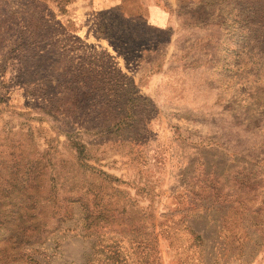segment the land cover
Returning <instances> with one entry per match:
<instances>
[{
    "label": "rangeland",
    "instance_id": "obj_1",
    "mask_svg": "<svg viewBox=\"0 0 264 264\" xmlns=\"http://www.w3.org/2000/svg\"><path fill=\"white\" fill-rule=\"evenodd\" d=\"M43 5L36 68L0 56V264H264V0Z\"/></svg>",
    "mask_w": 264,
    "mask_h": 264
},
{
    "label": "trees",
    "instance_id": "obj_2",
    "mask_svg": "<svg viewBox=\"0 0 264 264\" xmlns=\"http://www.w3.org/2000/svg\"><path fill=\"white\" fill-rule=\"evenodd\" d=\"M73 0H6V15H2L0 12V56L6 57V53L2 52V49L6 48V44L9 43V40L13 39V41H17L20 39L19 42L15 46L10 49V52L15 53V56H17L18 59H21L22 62H24L25 67L27 68V72H32L34 68H36V65L29 64V61H33L32 59L37 57V44H45V40L41 38H45L44 33V22L45 19L42 16L37 18V21L33 23L34 30L36 29L38 34L40 35L39 40H37L35 43L31 42L32 37H30L31 34V28H32V19L33 15L35 14L36 8L41 5L42 8H44L43 4H52L55 7L59 8L60 10H63L65 5L67 3L72 2ZM40 2H43V4ZM16 3L17 8L13 9L10 4ZM27 14V15H26ZM31 15V16H30ZM24 16L29 19L28 23L25 22ZM28 32V36L25 37V32ZM17 34V35H16ZM16 35V36H15ZM14 45V43L10 44ZM257 45L262 50L264 49V38L260 41H257ZM9 53V52H8ZM17 53V54H16ZM6 61L3 62L5 64ZM33 64L37 63V61L32 62ZM68 90H71L70 87H67L66 90L62 91L66 92ZM67 93V92H66ZM68 99L61 97L58 100V103L56 105V108H66L68 105ZM55 108V109H56ZM45 114H55V110L53 107L49 104L45 107L43 110ZM72 146L77 152V157L84 158L85 159V146L82 144L81 141L72 140ZM83 159V160H84Z\"/></svg>",
    "mask_w": 264,
    "mask_h": 264
}]
</instances>
